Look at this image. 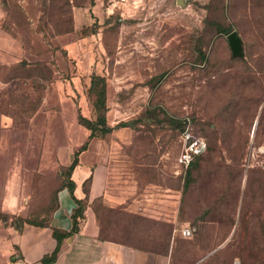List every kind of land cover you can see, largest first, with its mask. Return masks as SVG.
Listing matches in <instances>:
<instances>
[{
    "label": "rangeland",
    "instance_id": "1",
    "mask_svg": "<svg viewBox=\"0 0 264 264\" xmlns=\"http://www.w3.org/2000/svg\"><path fill=\"white\" fill-rule=\"evenodd\" d=\"M0 7L22 46L20 60L0 64V202L7 185L18 188L14 217L47 222L87 141L74 170H104V185L91 198L84 181L80 216L87 209L99 238L123 246L116 264H264V45L252 16L245 22L229 0ZM240 19L237 58L218 31L240 33ZM101 91L114 128L88 140L82 118L96 120ZM186 118L208 143L188 175L177 173L173 122ZM97 244L91 264H104Z\"/></svg>",
    "mask_w": 264,
    "mask_h": 264
},
{
    "label": "crops",
    "instance_id": "2",
    "mask_svg": "<svg viewBox=\"0 0 264 264\" xmlns=\"http://www.w3.org/2000/svg\"><path fill=\"white\" fill-rule=\"evenodd\" d=\"M231 9L237 8V13L247 19L253 17L255 31H261L262 44L264 45V0H229ZM4 11L0 7V64H11L22 57V46L4 27ZM241 18V17H240ZM245 19V22H246ZM239 21L240 36L245 42L242 27ZM249 21V19L247 20ZM257 45L256 43H254ZM6 84L0 80V87ZM0 118V123L6 121V116ZM104 170H73L71 179L74 181L73 196L83 199L84 181L91 177L89 197L94 198L102 194L104 185ZM22 202L18 197V188L7 185L0 202V214L8 215L7 221L0 217V264H22L28 260L33 264H44L43 258L49 256L57 247V239L53 232L69 233L73 227L72 214L78 207L69 189L63 186L57 192L56 206L45 224H33L18 219ZM83 217L77 216V230L63 237L59 244L56 258L48 264H91L94 259L97 242H105L106 259L104 264H116L118 254L123 250L121 244L102 241L98 236V228L92 214L83 211ZM20 223L19 225L17 224ZM104 244V243H103ZM89 256V257H88ZM92 258V259H91ZM108 259V261H107Z\"/></svg>",
    "mask_w": 264,
    "mask_h": 264
},
{
    "label": "trees",
    "instance_id": "3",
    "mask_svg": "<svg viewBox=\"0 0 264 264\" xmlns=\"http://www.w3.org/2000/svg\"><path fill=\"white\" fill-rule=\"evenodd\" d=\"M218 32L220 34L222 33L225 36V39H226V42H227V45L229 47V50H230V53H231L232 57H237V58L243 57V55H244V46L246 44L243 41V39L240 36V34L234 29V27L231 26V27H227V28H222ZM201 55H202V57H204V54H201ZM95 107H96V111H97V117H96L95 121H90V120H87L85 118H82L83 123L90 130V134L88 136V140L91 139L92 137H94L96 134L109 133L114 128L112 126H109L106 123L105 106H104V92L103 91H101L98 94L97 100L95 101ZM173 122L178 127H180V132L181 133L186 129V127L188 125H190V126L192 125L190 119H188V118L183 119V120H175ZM121 125L122 126H126L128 124L125 122V123H122ZM86 145H87V141L75 152L74 158H73L71 164L68 166V170L70 172L68 181H67L66 184L63 185V186H66L69 189V192L72 195L74 201L78 204V207L76 208V210L72 214L73 227H72V229H71V231L69 233H61V232H57V231L53 232L54 236L57 239L58 244H57L56 249L49 256H45L43 258L44 264H48V263L52 262L56 258L61 239L63 237H66L69 234L74 233L77 230L78 226H77L76 217L80 216L82 214L83 207H82L81 203H82L83 199L79 200V199H76L73 196L74 181L71 179V174H72L74 168L76 167V165L78 164V161H77L78 154L80 153V151L85 149ZM207 148H208V143H207ZM201 156L196 158L190 164V166L186 169L185 175L190 174V171L196 165V163L199 161ZM85 194H86V192H85ZM0 217L3 219V221H7V219H8V215L0 214ZM17 224L19 225L20 223L17 222Z\"/></svg>",
    "mask_w": 264,
    "mask_h": 264
},
{
    "label": "built area",
    "instance_id": "4",
    "mask_svg": "<svg viewBox=\"0 0 264 264\" xmlns=\"http://www.w3.org/2000/svg\"><path fill=\"white\" fill-rule=\"evenodd\" d=\"M182 140V148L181 152L178 156V166L180 169L177 173L181 174L182 172H186V169L190 166V164L199 156L203 155L207 150V141L200 137L195 136L190 131V126L188 125L186 129L181 133ZM181 234L183 237H190L192 232L189 228H183L181 230ZM22 264H33L28 260H23ZM234 264H239L238 261H235Z\"/></svg>",
    "mask_w": 264,
    "mask_h": 264
}]
</instances>
